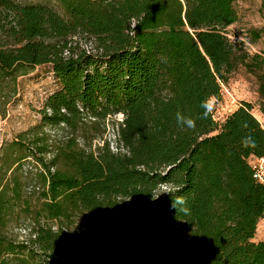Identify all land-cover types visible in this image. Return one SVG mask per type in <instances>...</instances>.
<instances>
[{"label": "trees", "instance_id": "16d2710c", "mask_svg": "<svg viewBox=\"0 0 264 264\" xmlns=\"http://www.w3.org/2000/svg\"><path fill=\"white\" fill-rule=\"evenodd\" d=\"M234 1L0 0V106L37 66L60 82L40 120L0 144V264H264L250 161L264 158V127L246 101L200 118L240 65L259 76L264 115V56L227 34ZM176 225L184 245L162 239Z\"/></svg>", "mask_w": 264, "mask_h": 264}, {"label": "rangeland", "instance_id": "374dc122", "mask_svg": "<svg viewBox=\"0 0 264 264\" xmlns=\"http://www.w3.org/2000/svg\"><path fill=\"white\" fill-rule=\"evenodd\" d=\"M22 3H52L56 0H18ZM262 0H235L234 6L238 20L227 28V34L234 42L249 52L264 56V36L255 40L252 30L260 29L264 25V13L261 11ZM83 44L93 45V42L84 41ZM259 76L257 72L250 71L246 66L240 65L229 77L227 83L222 84V97L217 99L214 116L223 121L231 112L236 110L243 102L253 106L252 112L264 127V115L260 110L261 97L259 93ZM60 87L50 65H41L32 69L28 74L19 77L17 94L6 106H0V144L3 140L11 139L17 132L27 129L37 123L40 118L46 98ZM122 117L118 115V119ZM107 137L114 140L112 121H109ZM115 148V144L113 145ZM252 164L263 166L264 162L257 158L250 159ZM16 232L19 229H15ZM25 235L26 230L22 229ZM165 242L175 240L184 245L188 240L182 234L181 228L176 225L162 238ZM264 240V218L258 223L253 241Z\"/></svg>", "mask_w": 264, "mask_h": 264}, {"label": "clouds", "instance_id": "9594fccd", "mask_svg": "<svg viewBox=\"0 0 264 264\" xmlns=\"http://www.w3.org/2000/svg\"><path fill=\"white\" fill-rule=\"evenodd\" d=\"M216 105L217 99L213 95H209L203 101H201L200 108L202 109V114L200 118L207 119L209 116H211L215 111ZM175 120L177 122V125L182 128L194 129L196 127V121L193 118L184 115L180 111L176 112ZM242 127L247 128V123H243ZM241 145L245 149L253 148L255 147V140L250 134L246 135L242 138ZM162 194H168L171 196L170 192L168 191H165ZM170 209L174 210L176 214L183 213L187 215L190 213V209L187 206V199L185 196L182 195H177L175 197L171 196Z\"/></svg>", "mask_w": 264, "mask_h": 264}, {"label": "built area", "instance_id": "2783aa9c", "mask_svg": "<svg viewBox=\"0 0 264 264\" xmlns=\"http://www.w3.org/2000/svg\"><path fill=\"white\" fill-rule=\"evenodd\" d=\"M258 161H260V163L264 162V158L258 159ZM253 166H254V168L256 170L255 176L259 180L264 182V168H263V166H261V164L260 165L253 164ZM164 188H166V186H164Z\"/></svg>", "mask_w": 264, "mask_h": 264}]
</instances>
